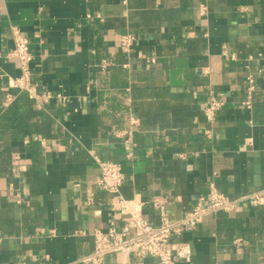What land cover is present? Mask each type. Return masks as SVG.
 <instances>
[{"label": "crops", "instance_id": "crops-1", "mask_svg": "<svg viewBox=\"0 0 264 264\" xmlns=\"http://www.w3.org/2000/svg\"><path fill=\"white\" fill-rule=\"evenodd\" d=\"M13 28L51 93L43 108L11 86ZM249 72L262 97L251 105ZM210 90L224 101L213 121ZM6 91L17 97L4 108ZM96 157L121 163L123 197L154 225L155 199L177 221L211 183L231 197L264 189V0H0V264H81L96 229L120 226ZM170 244L191 250L176 264H264V207L207 216Z\"/></svg>", "mask_w": 264, "mask_h": 264}, {"label": "built area", "instance_id": "built-area-1", "mask_svg": "<svg viewBox=\"0 0 264 264\" xmlns=\"http://www.w3.org/2000/svg\"><path fill=\"white\" fill-rule=\"evenodd\" d=\"M201 8L204 10L206 6ZM13 40L14 47L8 54L17 59L21 73L14 78L11 86L18 88L22 93H27L30 98L36 100L38 108H43L44 103L51 97V93H40L37 90V84L32 79L30 63L33 55L30 51V41L18 28H13ZM135 40L136 37L133 33L121 35L120 46L122 51L132 52ZM146 59L151 62L155 61L153 57ZM106 64L107 62L103 63V65ZM256 90V76L253 72H249L247 75L248 100L245 102L246 104L251 105L253 103ZM16 97L14 93L6 91L3 99L4 108L9 107ZM223 105L224 101L220 94L210 90L208 105L205 108L207 120L213 121ZM206 134L210 137L212 135L211 130H206ZM124 144L126 147L125 158L131 159L136 144L130 134H128ZM96 159L100 167L98 186L116 196V200L110 204V209L114 217L117 213L122 215V222L118 227L114 220L106 230L96 229L93 232L94 248L92 252L80 258L81 264H106L107 259L114 253H134L138 258L152 257L157 260L158 264H176L177 258L189 260L191 250L188 247L179 245L174 248L171 246L170 242L175 236L196 229L207 216L216 215L221 211H236L244 203L257 208L264 207V189L239 197H231L221 192L215 183H211L207 195L200 196L195 205L186 210L182 218L177 221L170 219L165 203L155 199L154 204L160 212V223L154 225L134 205L130 204L131 201L123 197L121 188L124 176L121 163L99 157Z\"/></svg>", "mask_w": 264, "mask_h": 264}, {"label": "trees", "instance_id": "trees-1", "mask_svg": "<svg viewBox=\"0 0 264 264\" xmlns=\"http://www.w3.org/2000/svg\"><path fill=\"white\" fill-rule=\"evenodd\" d=\"M255 98H256V101H257V99L262 98V97H260V96L257 97V96L254 95L253 102H254ZM221 212L223 213L224 211H221ZM221 212H219V213H221Z\"/></svg>", "mask_w": 264, "mask_h": 264}]
</instances>
